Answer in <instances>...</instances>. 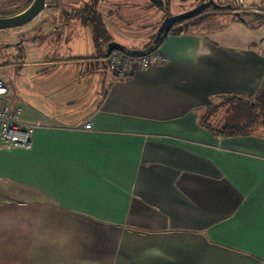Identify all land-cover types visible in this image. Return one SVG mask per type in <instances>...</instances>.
<instances>
[{
  "label": "crops",
  "instance_id": "crops-1",
  "mask_svg": "<svg viewBox=\"0 0 264 264\" xmlns=\"http://www.w3.org/2000/svg\"><path fill=\"white\" fill-rule=\"evenodd\" d=\"M216 22L128 77L88 69L98 88L58 76L52 114L22 110L30 148H0V264H264V25ZM234 97L261 115L221 135Z\"/></svg>",
  "mask_w": 264,
  "mask_h": 264
},
{
  "label": "rangeland",
  "instance_id": "rangeland-1",
  "mask_svg": "<svg viewBox=\"0 0 264 264\" xmlns=\"http://www.w3.org/2000/svg\"><path fill=\"white\" fill-rule=\"evenodd\" d=\"M29 2L31 0H0V15H14L25 9ZM54 2L55 0H46V3L51 6V11H46V14L42 12L28 24L0 30V80L9 89V103L20 107L25 117L31 116L32 112L35 115L39 112L42 114L54 112V107L58 106L57 102L53 99L52 92L45 94L42 88L46 91L52 90L58 76L73 80L69 84L71 89L78 87L87 89L93 83L95 88L97 87V75L92 74V80L88 81V69L101 68L104 71L103 75L107 70L112 78L114 76L107 59H86L102 55L106 47L99 48V45H95L90 35L87 36L85 30L75 21H72L68 30L62 34L51 32L52 21L47 18V15H51ZM132 2L138 4L132 5ZM116 7H122L120 14H116ZM102 9L105 28L111 40L125 50H143L153 43V35L162 13L152 8L148 1L107 0ZM246 19L249 18L246 17ZM215 20H217L216 23L221 22L219 25L226 26L227 21L232 19L217 17ZM249 22L252 21L249 19ZM45 31L50 33L43 36L44 33L46 34ZM44 37L47 38L46 43L42 42ZM79 57L84 59H77ZM44 59L48 60L47 67L39 65ZM49 68L53 71L55 78L41 86L43 80L47 79L45 76L51 74L43 73L46 72L44 69ZM101 89L103 87H99L100 91ZM221 103L222 110L218 118H221L220 124L224 123L226 113H229L231 106L237 102L224 100ZM23 120L26 119L23 118Z\"/></svg>",
  "mask_w": 264,
  "mask_h": 264
},
{
  "label": "flooded vegetation",
  "instance_id": "flooded-vegetation-1",
  "mask_svg": "<svg viewBox=\"0 0 264 264\" xmlns=\"http://www.w3.org/2000/svg\"><path fill=\"white\" fill-rule=\"evenodd\" d=\"M146 1L150 3L152 8L162 13V17L157 23V29L154 32L153 39L156 38L157 32L160 28H163L165 21L168 19L170 20L173 17L187 14L191 11L199 12L187 20L175 21L171 25L168 34L174 33L178 30L196 29L203 26L205 22L214 21L217 17L230 18L238 21L242 19L243 23L248 26L257 27L258 25H264V0H162V8H158L149 0ZM106 2L107 0H55L51 15H47V18L52 21L51 32L55 34H62V32L64 33L68 30L70 23L75 21L82 29L85 30V34L87 36L88 34L90 35L91 40L95 45H99V48L103 46L106 47L109 42H112L107 29L105 30L110 37V41H108V43H106L107 41L103 36L102 38L96 40V32L92 28V23L94 22L92 15L96 17L95 22L97 25L106 27L102 17V8ZM135 4L138 3L132 2V5ZM50 8V4H47L45 0V7L40 14L42 12H45L46 14V11H51ZM133 9H135V7H133ZM115 12L116 14H120L122 12V7H116ZM237 16H239V19ZM246 17H248L252 22H249V19L247 20ZM49 31H45L46 34L44 33L43 36L49 34ZM46 40L47 38L44 37L42 42L46 43ZM103 54L100 56L88 57L86 59L99 60V57H102ZM77 59L81 60L84 58L79 57ZM103 59L106 60L107 58Z\"/></svg>",
  "mask_w": 264,
  "mask_h": 264
},
{
  "label": "built area",
  "instance_id": "built-area-1",
  "mask_svg": "<svg viewBox=\"0 0 264 264\" xmlns=\"http://www.w3.org/2000/svg\"><path fill=\"white\" fill-rule=\"evenodd\" d=\"M110 69L116 78L128 77L134 67L146 70L161 61L157 51L141 57L114 52L108 58ZM9 89L0 80V148L10 150L13 148L29 149L35 126L22 120V109L8 101ZM86 131L92 130L91 121L83 125Z\"/></svg>",
  "mask_w": 264,
  "mask_h": 264
},
{
  "label": "water",
  "instance_id": "water-1",
  "mask_svg": "<svg viewBox=\"0 0 264 264\" xmlns=\"http://www.w3.org/2000/svg\"><path fill=\"white\" fill-rule=\"evenodd\" d=\"M149 1H151L158 8L163 7L162 0H149ZM44 7H45V0H32L30 4L25 7V9H23L18 13L11 16H0V30L21 27L23 25L28 24L40 14V12L44 9ZM198 12L199 11H191L188 12L187 14L178 17H173L170 20L168 19L167 21H165L163 28H160V30L157 32L156 38L154 39L153 43L149 44V46L143 50H136V51L125 50L117 43L113 41L109 42L106 45V51L103 54L102 58H108L114 52H119L128 55L130 57H141L151 52H154L156 51L159 44L162 42L164 36L168 34L171 25L175 21L187 20L195 16ZM237 17L239 19V16ZM240 21L243 22L242 19H240Z\"/></svg>",
  "mask_w": 264,
  "mask_h": 264
},
{
  "label": "trees",
  "instance_id": "trees-1",
  "mask_svg": "<svg viewBox=\"0 0 264 264\" xmlns=\"http://www.w3.org/2000/svg\"><path fill=\"white\" fill-rule=\"evenodd\" d=\"M29 4V3H28ZM27 4V5H28ZM2 16V15H0ZM92 19L94 22L92 23V28L96 32V40L104 37V39L107 41H110V37L105 30L106 28L100 25H97L95 22L96 17L92 15ZM186 30H178L175 31L174 34L185 32ZM149 45H147L145 48H147ZM144 48V49H145ZM158 49V47H157ZM156 49V50H157ZM100 59H103L102 57H99ZM227 101H236L237 103L235 105H232L229 111V116L226 118L225 122L222 124L221 128L218 130V133L221 135H229V136H240L244 135L245 132H248V130L253 127L256 122L258 121L261 112H259V108L257 105L254 104V106H251V102H245L238 98H232L231 100Z\"/></svg>",
  "mask_w": 264,
  "mask_h": 264
}]
</instances>
